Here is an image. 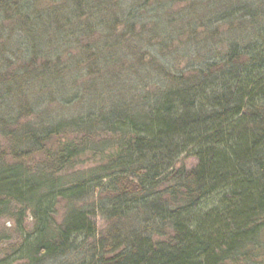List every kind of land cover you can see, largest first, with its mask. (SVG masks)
I'll use <instances>...</instances> for the list:
<instances>
[{
  "label": "trees",
  "instance_id": "trees-1",
  "mask_svg": "<svg viewBox=\"0 0 264 264\" xmlns=\"http://www.w3.org/2000/svg\"><path fill=\"white\" fill-rule=\"evenodd\" d=\"M217 1L228 21L249 29L220 58L169 75L152 95L136 92L128 104L121 94L114 106L99 105L96 83V109L32 124L19 119L35 113L37 92L58 95L53 78L75 70L94 81L99 68L107 74L110 64L120 66L100 40L117 45L143 35L120 22L118 0L101 10L108 22L93 19L86 0H0V98L17 114L10 122L0 117V218L12 219L19 237L0 264H246L257 257L264 240V0ZM187 26L193 41L198 32ZM94 33L101 36L91 40ZM8 36L22 50L16 59L5 57ZM132 41L124 52L134 54ZM72 46L85 55L71 69L59 52L68 59ZM144 54L126 66L128 78L141 65L156 69ZM104 87L106 96L112 88ZM72 91L57 103L70 108L83 99ZM99 134L117 135L105 162L63 181L69 174L57 173L94 153L90 140ZM69 135L77 141L63 140ZM34 155L42 159L30 169ZM59 201L67 209L56 225Z\"/></svg>",
  "mask_w": 264,
  "mask_h": 264
},
{
  "label": "rangeland",
  "instance_id": "rangeland-1",
  "mask_svg": "<svg viewBox=\"0 0 264 264\" xmlns=\"http://www.w3.org/2000/svg\"><path fill=\"white\" fill-rule=\"evenodd\" d=\"M120 14L119 20L121 23L128 20L130 23L135 25V33L142 34L143 37L127 38L123 42H118L117 45L114 44L113 40L110 38H105V40H100L98 47L100 46L103 49V53L107 57L111 58L114 62H122L114 66L115 63L110 64L107 74L104 72L105 68H99L96 73L93 75L94 78L98 80H88V78H83L82 76L78 77L74 71L68 72L63 76V80L60 78H53L52 89L57 93L59 97L64 98L72 94V90L75 88L79 89L82 92L83 99L79 102H75L73 105H70V108H64L58 102V95L53 92V95L47 93L45 96H41V93L34 95L35 102L39 104L35 113L32 116H25L24 118L19 119V123L29 122L30 123H39L42 122L45 115L49 116H68L70 114H81L90 110V106L100 103L99 105H104L110 102L114 106V101H117L119 95L125 96L127 100L122 102V104H128L131 100H137L134 96L136 92L149 93L152 95V92L158 87H162L165 82H167L168 76L176 73L183 72L188 67L200 66V64L206 60L215 61L224 54L226 45L233 41L232 39H243L246 35H249V29H241L238 27V22L236 20H227L226 11L222 13V8L217 0H118ZM109 2L107 0H86L84 7L91 8V14H93V19L97 17H103L104 21L108 22V15H103L101 11L104 7H107ZM255 7V5H254ZM259 10V9H258ZM60 11L58 12V14ZM223 21H222V19ZM190 22L191 27H195L198 33L192 35L193 41L189 38V27L187 22ZM1 22V21H0ZM232 23V28L228 29V24ZM237 23V24H236ZM205 25V26H204ZM124 25L119 24L117 27V33H122L124 30ZM172 34L171 36L165 37L163 34L166 33ZM42 31V30H41ZM177 32H179L177 34ZM101 33H94L90 38L94 40L95 37H99ZM2 40L6 39L7 34L1 33ZM101 36V35H100ZM12 38L11 36H8ZM153 37V39L151 38ZM249 37V36H248ZM16 38V37H15ZM145 38L149 39L148 41ZM156 38V39H155ZM13 40L9 41L8 45L10 46L5 54V57H12L16 59L21 56V49H17L14 37ZM160 39V40H159ZM87 41V40H86ZM85 41V42H86ZM113 41V44H112ZM132 41V49L134 54H130L127 51V46ZM159 42V43H158ZM159 45H158V44ZM61 47V45L59 46ZM75 47V46H72ZM134 47V48H133ZM72 54L68 59L65 58L64 53H60V56L64 57L65 61L69 62V67L72 69V64L75 60H83L85 55V50L73 48ZM140 53H145L143 55L144 62L154 59L156 64V69L152 70L146 65H141L136 71L135 78L127 76L125 70L126 66L131 63L136 65L137 58H139ZM58 56L56 53L52 54L51 58ZM12 60V59H11ZM143 62V63H144ZM161 66L165 69V72L162 74L159 73ZM154 69V68H153ZM159 70V71H158ZM82 73L85 71L82 70ZM105 73V74H104ZM104 74V75H103ZM116 74V75H115ZM119 74V75H118ZM54 77H59L58 74L53 73ZM103 75V79L102 78ZM99 81V82H98ZM98 85V97H103V99L95 98L94 84ZM111 86L105 96V87L104 85ZM166 84V83H165ZM66 86V89L62 87ZM119 86V87H118ZM120 90L119 94H116ZM137 94V93H136ZM81 97V96H80ZM31 103V104H32ZM97 105V106H99ZM56 107V108H55ZM13 104L5 96L0 98V117L2 116L3 120H8L9 122L15 119L17 114L13 110ZM96 109L94 106L93 110ZM79 112V113H78ZM135 118H138L137 116ZM34 121V122H33ZM117 135L113 134H99L98 136H93L91 138V147L95 148L94 153L85 151L84 153L78 155V158L73 161V164L68 167L67 170H62L57 174L59 177L68 175V178H64L63 181L68 180L71 176L80 174L84 171H88L90 168H95L100 165V163L105 162L106 156L113 149L110 145V140L115 138ZM63 140H74L77 141V138L74 135H69L63 137ZM59 139L55 138L52 142V147L55 149V144L57 146ZM49 147V145H45ZM34 162H26V166L34 168L40 159L39 155H34L31 158ZM189 165H192L193 159L187 160ZM65 201H59L55 207L54 222L56 225L60 224L65 210ZM30 220V219H28ZM97 227L99 230H102L105 227V223L99 219H95ZM27 230L31 229L32 224L26 223ZM19 241V237L15 231V225L12 219L7 217L0 218V257L2 254L10 250V246H14L16 242ZM263 249H261L257 257L252 261L246 262L249 264L251 262L259 263L260 261L264 263V240H263ZM17 264V263H12ZM236 264H245L242 262H237Z\"/></svg>",
  "mask_w": 264,
  "mask_h": 264
}]
</instances>
